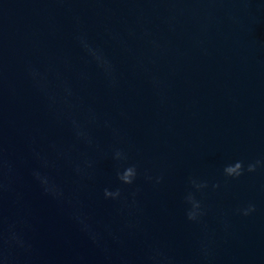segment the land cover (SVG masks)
<instances>
[{
    "label": "water",
    "instance_id": "water-1",
    "mask_svg": "<svg viewBox=\"0 0 264 264\" xmlns=\"http://www.w3.org/2000/svg\"><path fill=\"white\" fill-rule=\"evenodd\" d=\"M256 160L264 0H0V233L25 244L0 242V264H152L157 251L165 264H264V168L223 174ZM128 165L132 186L116 178ZM106 188L121 198L105 199ZM189 192L204 212L196 223Z\"/></svg>",
    "mask_w": 264,
    "mask_h": 264
},
{
    "label": "clouds",
    "instance_id": "clouds-1",
    "mask_svg": "<svg viewBox=\"0 0 264 264\" xmlns=\"http://www.w3.org/2000/svg\"><path fill=\"white\" fill-rule=\"evenodd\" d=\"M79 40V43L81 47L84 49V51L92 58V60L97 64V66L106 73V75L111 79L112 78V72L113 68L112 65L107 61V59L103 56L102 52L98 49L93 47L87 39L83 36L77 37ZM29 76L33 79L34 82H36L38 85L41 86L43 90H46V85L42 84V77L40 74L32 69H28ZM112 83L114 84V79L112 80ZM65 97H64V103L68 104V98L71 97L72 92L70 88L65 87L64 89ZM50 100L53 104H55L56 98L50 97ZM94 118V117H93ZM73 128L76 132L77 139L83 140L85 143H88L89 145L92 143L91 139L87 136V134L83 131L81 125L73 120ZM127 155L121 151L116 150L114 152L113 159L118 162H125L127 161ZM92 164L91 162L85 161L84 162V168H91ZM258 168H264V161L262 160H256L253 163H249L247 168L245 169L244 163L242 161H236L234 164L226 165L223 169V174L226 178L229 179H239L242 175H244L245 171L247 173H255ZM77 174L83 173V168L80 166H77L76 168ZM33 175L37 180L40 181L42 185L45 186L46 190H48V180L40 175L39 172H34ZM138 177V168L136 165H128L126 167H123L122 170L118 168L116 172V178L120 182L121 185L125 186H132L136 179ZM149 180L151 177H147ZM157 183H160V179H157ZM191 185L196 191H201L202 189H205L208 187L206 183H198L196 180H191ZM213 189H218L220 187L219 184H214ZM104 198L110 199V200H119L121 198V189L117 188L114 191L105 189L104 190ZM184 202L189 207L186 210V216L187 219L190 222L196 223L199 222L200 218L204 215V212L202 210V205L200 201H198L195 197V195L192 192H189L186 194L184 198ZM255 205L249 204L246 209L242 210V214L244 216H248L251 213L255 212ZM240 211V210H238ZM93 239L95 240V236H93ZM0 242H2L4 245L7 246H16L19 248H24L25 244L24 241L20 238V236L14 231V229L9 228L7 233H0ZM204 254L207 255V249H202ZM152 264H165L166 258L162 256L160 252H155L150 257Z\"/></svg>",
    "mask_w": 264,
    "mask_h": 264
}]
</instances>
